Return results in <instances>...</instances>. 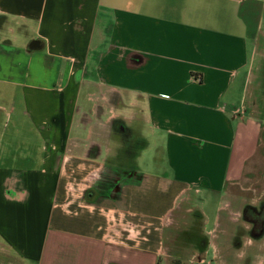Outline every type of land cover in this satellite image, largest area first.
Returning a JSON list of instances; mask_svg holds the SVG:
<instances>
[{"label": "crops", "instance_id": "crops-1", "mask_svg": "<svg viewBox=\"0 0 264 264\" xmlns=\"http://www.w3.org/2000/svg\"><path fill=\"white\" fill-rule=\"evenodd\" d=\"M0 18L24 31L0 81L36 122L0 111V158L23 156L0 163V264H168L172 212L233 193L264 144V0H0Z\"/></svg>", "mask_w": 264, "mask_h": 264}, {"label": "rangeland", "instance_id": "rangeland-1", "mask_svg": "<svg viewBox=\"0 0 264 264\" xmlns=\"http://www.w3.org/2000/svg\"><path fill=\"white\" fill-rule=\"evenodd\" d=\"M262 31L256 27L259 42L255 55L253 80L260 76V79L264 81V35ZM21 32L24 31L20 24L0 18V40L6 39L8 43L13 42V34L19 35ZM25 42L26 36H21L15 43L24 45ZM248 88V94H254V96H249V99L255 100L258 117L264 119V86L260 91V86L254 81ZM23 89L22 86L0 81V111L6 116L15 109L12 112V119H16L23 130L28 129L26 130L28 132L36 122L23 114V111L28 109L25 105H29L22 97ZM34 96L41 95L34 93ZM36 100L39 102L38 99ZM5 118L7 120V116ZM143 129H140V133H143L146 140L147 138L150 140L151 135L148 128ZM26 134L32 137L31 133ZM125 137L117 133L115 139H112L118 142L123 141ZM27 142L31 146L34 145L30 139ZM31 146L30 151L36 153L37 150ZM2 151H4L3 146L0 147V153ZM144 151L148 162L154 149ZM22 157L10 155L8 158L6 156L0 158V163L6 161L5 158L9 161L20 162ZM151 168L153 169V166ZM230 190L233 193H226L222 197L216 194L210 196L194 194L192 210L182 205L172 212L167 222H171L170 227H173L166 231L164 238V251L168 264H264V144L251 163L245 179L237 185L230 186ZM202 199L205 201L203 204L200 202ZM221 199L230 200L233 203L232 210L235 212H230L229 208L218 209ZM214 241L217 243L215 244L216 256ZM207 250H211V253Z\"/></svg>", "mask_w": 264, "mask_h": 264}]
</instances>
